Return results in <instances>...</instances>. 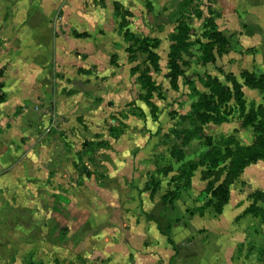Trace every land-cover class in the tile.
I'll return each instance as SVG.
<instances>
[{"label":"rangeland","instance_id":"obj_1","mask_svg":"<svg viewBox=\"0 0 264 264\" xmlns=\"http://www.w3.org/2000/svg\"><path fill=\"white\" fill-rule=\"evenodd\" d=\"M262 9L0 0V264H264Z\"/></svg>","mask_w":264,"mask_h":264},{"label":"trees","instance_id":"obj_2","mask_svg":"<svg viewBox=\"0 0 264 264\" xmlns=\"http://www.w3.org/2000/svg\"><path fill=\"white\" fill-rule=\"evenodd\" d=\"M226 101L229 100L232 96L241 103V95H240V89L237 88L232 93V91H226ZM224 102L223 98H218L217 100L211 101H205L200 100L198 104L195 105L197 112H214L216 114L220 113L221 104ZM202 115H199V118L203 122H209V120H214L215 122L223 123L225 120V117H221L219 114V117H209V118H202ZM256 131L258 132V139L253 145L244 146L239 143H234V141L225 142L222 141L220 144L214 146L212 150L210 151V161L211 165L216 167L217 165H220L225 160L229 161V167H230V176L231 174H235V171H232L231 167L233 168H241L243 166H246L251 160L255 158H262L264 157V116L258 121L256 127ZM234 145V147H233ZM223 146V153L221 150V147ZM228 179V176H227ZM227 179L224 184L218 187V192H221L223 194V189L226 187ZM211 187V185H210ZM221 199V198H220ZM220 203V201H219ZM218 203V205H219ZM252 212L257 215V217L262 214L264 216V210L260 208H256L255 210L252 209Z\"/></svg>","mask_w":264,"mask_h":264},{"label":"crops","instance_id":"obj_3","mask_svg":"<svg viewBox=\"0 0 264 264\" xmlns=\"http://www.w3.org/2000/svg\"><path fill=\"white\" fill-rule=\"evenodd\" d=\"M227 3H228V5L231 7V10H232V12H233V10H234V7L236 6V4H230L228 1H226ZM258 5H260V4H258ZM255 17V16H254ZM258 17H260L259 19H262V21L264 20V9H262L260 12H258ZM248 18H253V16H248ZM244 19H245V17H244ZM258 27V26H257ZM248 29V28H247ZM250 29L252 30V31H255L256 32V30H253L252 29V27L250 26ZM261 30H259V34L261 35V37H262V39L264 40V26L263 27H261L260 28ZM256 39H258V38H254V45H256V46H258V49H260V48H262V45H263V43H261L260 41H261V39H260V41H259V39H258V41L257 42H255L256 41ZM261 50L262 49H260V52H261ZM259 52V53H260ZM264 52V49L262 50V52H261V54ZM258 54V53H257ZM261 54H259V55H261Z\"/></svg>","mask_w":264,"mask_h":264}]
</instances>
